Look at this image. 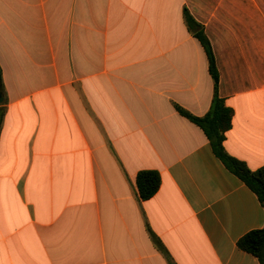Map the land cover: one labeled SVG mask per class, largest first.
I'll return each instance as SVG.
<instances>
[{
	"label": "crops",
	"instance_id": "obj_1",
	"mask_svg": "<svg viewBox=\"0 0 264 264\" xmlns=\"http://www.w3.org/2000/svg\"><path fill=\"white\" fill-rule=\"evenodd\" d=\"M184 9L224 149L264 166V0H0V264H260L237 242L264 206L176 109L213 98Z\"/></svg>",
	"mask_w": 264,
	"mask_h": 264
},
{
	"label": "trees",
	"instance_id": "obj_2",
	"mask_svg": "<svg viewBox=\"0 0 264 264\" xmlns=\"http://www.w3.org/2000/svg\"><path fill=\"white\" fill-rule=\"evenodd\" d=\"M184 22L193 36L204 49L208 60V70L213 80V98L209 111L203 116H194L184 109L176 106L178 112L189 121L197 125L210 142L214 155L223 165L238 177L257 196L260 204L264 206V166L256 170H250L240 160L230 156L223 146L225 132L231 126L232 111L222 98L218 96V72L211 44L206 37L203 27L189 14L187 9L183 11ZM0 98H3V85L0 70ZM4 109L0 107V129L2 125ZM160 175L157 171L141 170L136 175V187L139 197L147 200L153 197L160 187ZM238 247L246 251L264 264V228L253 230L242 236ZM169 264H174L168 259Z\"/></svg>",
	"mask_w": 264,
	"mask_h": 264
}]
</instances>
